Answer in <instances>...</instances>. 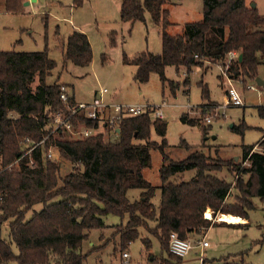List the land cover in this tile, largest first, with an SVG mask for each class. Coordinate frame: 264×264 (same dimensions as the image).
<instances>
[{"label":"trees","instance_id":"16d2710c","mask_svg":"<svg viewBox=\"0 0 264 264\" xmlns=\"http://www.w3.org/2000/svg\"><path fill=\"white\" fill-rule=\"evenodd\" d=\"M24 2L4 0V10L20 13ZM82 3L73 0L74 7ZM168 3L121 1L122 22L143 21L148 12L161 27L159 54L143 52L131 60L124 59L135 65L136 82L144 83L156 73L164 87L167 66H174L176 71L184 67L188 75L204 64H219L225 77L241 83L257 76L264 55V30L259 28L264 25V16L258 14L256 5L251 7L246 0H202V19L184 23L182 32L172 35L167 32L171 26L165 7ZM91 59L87 36L73 31L65 45L64 64L88 67ZM54 66L46 51H0V264H84L87 253L97 249L92 247L83 253L82 243L90 231L107 227V215L126 218L125 224L118 226L120 250L145 229L162 252L182 260L169 252L171 233L182 239L195 234L202 237L217 224L204 218L207 208L212 218L226 214L247 219L253 208L250 198L264 200V153L251 151L255 146L264 150V133L255 144L243 146L240 162H235L234 157L220 158L217 148L214 155L205 153V139L198 146L181 139L179 146L187 155L172 159L166 152L167 123L150 114L117 119L112 129L118 134L115 142L105 141L102 131L76 138L65 127L53 132L50 121L54 115L67 116L77 102H82L76 101L71 91L67 101H62L60 87L68 89L67 85L46 82ZM217 77L220 81L221 74ZM188 82L186 77L184 86ZM200 85L204 102L198 107L199 120L186 113L179 119L199 126L205 136L210 124L204 119L219 104L210 101L206 85ZM257 112L264 118V105L257 106ZM69 121L72 130L80 125L95 130L99 126L98 120L83 116H72ZM246 127L241 123L233 125L232 130L242 134ZM151 130L159 141L151 139ZM53 148L71 164V170L63 176L59 162L47 156ZM152 150L161 155L159 185H153L142 173L150 167ZM244 162L249 165L244 166ZM188 171L193 172L190 178L177 180ZM221 172L232 179L222 178ZM130 189L140 191L137 199L128 198ZM157 191L156 207L152 199ZM37 204L42 207L34 210ZM149 222L154 223L152 230ZM202 264L238 263L224 257L219 262L203 259Z\"/></svg>","mask_w":264,"mask_h":264},{"label":"rangeland","instance_id":"374dc122","mask_svg":"<svg viewBox=\"0 0 264 264\" xmlns=\"http://www.w3.org/2000/svg\"><path fill=\"white\" fill-rule=\"evenodd\" d=\"M121 1L83 0L81 6L74 7L73 0H35L24 6L22 12L12 13L4 10V0H0V51H46L48 58L55 63L46 82L66 84L77 101L91 102L98 92L106 89L103 100L107 102L164 104L161 109L163 120L167 123L165 138L169 146L166 152L174 160L187 155V151L179 146L181 139L190 146H198L205 139V153L214 155L217 148L220 158L234 157L237 158L235 162H240L242 147L255 144L264 133V118L257 112V106L264 105V85L256 82L257 78L264 81V55L260 57L262 62L257 67V76L246 83L228 80L219 64L194 67L188 75L184 67L176 71L174 66H167L164 87L156 73H151L146 82L138 83L133 78L135 65L126 63L124 59L131 60L143 52L159 54L161 27L153 22L148 12L144 14L143 21L122 22L119 17ZM246 1L254 3L258 14L264 16V0ZM165 7L171 22L167 32L172 35L180 34L184 23L202 19V0H169ZM259 28L264 30V25ZM73 31L84 33L90 42L92 59L88 67L64 64L65 45ZM218 74H221L220 81ZM186 77L189 82L184 86ZM200 82L206 85L210 101L222 104L225 90L232 86L243 102L240 106L213 109L207 115L211 117V123L205 136L199 126L184 124L179 119L186 113L189 118L199 120L198 107L204 102ZM241 123L247 126L242 134L232 130L233 125ZM98 130L104 132L105 141L118 140L117 132L103 126ZM151 139L160 140L153 130ZM135 143L141 142L135 140ZM253 150L264 153L260 146H255ZM49 151L50 158L60 164V174L68 173L71 164L59 157L54 148ZM161 165L160 153L152 150L150 167L143 169L142 173L153 185L160 184ZM243 165L248 166L249 163L244 162ZM192 175L193 172L188 171L178 176L177 180L188 179ZM219 175L226 180L232 179L225 172ZM139 192L130 189L127 196L134 200L139 197ZM159 194L157 191L152 199L156 207ZM231 201L229 197L228 202ZM250 201L253 208L248 211L247 221L232 225L222 223L225 221L217 222L207 231L209 246L192 249L182 260H174L168 252H162L151 232L145 229H140L141 236L120 250L118 226L124 225L126 218L121 220L118 216L107 215L104 218L107 227L90 231L82 243L83 253L92 247L97 249L87 253L84 264H199V253L204 260L219 262L228 257V261L238 264H264V200L252 197ZM41 207V204H37L33 209L39 210ZM206 211L211 212L209 208ZM215 218L209 220L216 222ZM148 226L151 229L154 223L149 222ZM201 238V234H195L190 240L196 244V240ZM11 246L17 253L15 245ZM123 253H127L128 257H123Z\"/></svg>","mask_w":264,"mask_h":264},{"label":"built area","instance_id":"2783aa9c","mask_svg":"<svg viewBox=\"0 0 264 264\" xmlns=\"http://www.w3.org/2000/svg\"><path fill=\"white\" fill-rule=\"evenodd\" d=\"M228 79V78H227ZM230 80V79H228ZM249 88V87H248ZM103 93H107L106 89H102L97 97L91 102H77L74 107L70 109V114L64 116L62 114H56L51 119V126L53 127V132L56 131L59 127H65L69 130L73 137H87L94 134L100 126L103 128H109L110 130L114 129L116 126V120L129 116H136L140 114H150L154 118L163 119V111L161 105H153L148 102L140 104H123V103H113L103 100ZM70 92L65 86L60 87V99L62 101H67ZM242 100L240 95L232 86L227 87L225 90V100L222 104H219L216 108L224 109L228 106H240L242 105ZM83 116L92 120H98L99 126L95 129L86 128L80 125L77 130H72L71 123L69 119L72 116ZM204 121L207 124L211 123V117L206 116ZM118 128L115 129L117 131ZM119 131V130H118ZM27 143V140L25 141ZM31 150V149H30ZM28 150L26 153L30 152ZM254 151V150H251ZM48 157H51L50 151L47 154ZM209 246L206 241V235L204 234L201 239L196 240V244H193V241L190 239H182L178 237L175 233H171L169 236V252L177 257H186L190 251L194 248H205ZM199 264H202L201 253ZM123 257H128L127 253L122 254Z\"/></svg>","mask_w":264,"mask_h":264},{"label":"bare ground","instance_id":"6f19581e","mask_svg":"<svg viewBox=\"0 0 264 264\" xmlns=\"http://www.w3.org/2000/svg\"><path fill=\"white\" fill-rule=\"evenodd\" d=\"M209 219H212V217H210ZM218 220L220 221H226L230 224H236V223H244V219H240L237 216H232V215H226V214H220L218 216Z\"/></svg>","mask_w":264,"mask_h":264},{"label":"water","instance_id":"95a60500","mask_svg":"<svg viewBox=\"0 0 264 264\" xmlns=\"http://www.w3.org/2000/svg\"><path fill=\"white\" fill-rule=\"evenodd\" d=\"M34 1H35V0L25 1V2L23 3V5H24V6H27V5L30 4V2H34ZM254 6H255V4H254V3H251V7H254ZM238 59H239V60L241 59V55L238 56ZM256 82H257L258 85H264V81H262V80L259 79V78L256 79ZM117 131H118V130H117ZM236 159H237V158H235V160H236ZM210 217H212L211 212H210V211H206L205 214H204V218L207 219V220H209ZM222 223L230 224V223H227V222H222ZM231 225H232V224H231Z\"/></svg>","mask_w":264,"mask_h":264},{"label":"crops","instance_id":"0c3cea01","mask_svg":"<svg viewBox=\"0 0 264 264\" xmlns=\"http://www.w3.org/2000/svg\"><path fill=\"white\" fill-rule=\"evenodd\" d=\"M97 95H98V93L96 94V97H97ZM77 101V100H76ZM220 214H218L217 216H216V218H215V221L216 222H220V220H218V216H219ZM233 216V215H232ZM238 218H240V219H244V221H247L245 218H242V217H238ZM226 222V221H225ZM228 223V222H227ZM233 224V223H232ZM208 231V230H207ZM207 231L204 233L205 235L207 234Z\"/></svg>","mask_w":264,"mask_h":264}]
</instances>
